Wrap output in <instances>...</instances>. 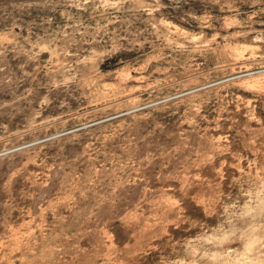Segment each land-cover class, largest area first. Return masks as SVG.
Listing matches in <instances>:
<instances>
[{
    "label": "rangeland",
    "instance_id": "rangeland-1",
    "mask_svg": "<svg viewBox=\"0 0 264 264\" xmlns=\"http://www.w3.org/2000/svg\"><path fill=\"white\" fill-rule=\"evenodd\" d=\"M246 69L264 0H0V264H264Z\"/></svg>",
    "mask_w": 264,
    "mask_h": 264
},
{
    "label": "water",
    "instance_id": "water-1",
    "mask_svg": "<svg viewBox=\"0 0 264 264\" xmlns=\"http://www.w3.org/2000/svg\"><path fill=\"white\" fill-rule=\"evenodd\" d=\"M128 112H129V111H124V112H121V113H118V114H114V115H111V116L106 117V118H104V119H101V120H98V121H95V122L89 123V124H87V125H85V126L78 127V128L72 129V130H68V131L62 132L61 134L54 135V136H51V137H48V138H43V139L38 140V141H36V142H37V143H39V142H43V141H46V140L52 139V137H58V136L66 135V134H69V133H72V132L78 131V130H80V129H82V128L91 127V126L97 125V124L102 123V122H106V121H109V120H112V119H116V118H119V117L125 115V114L128 113ZM21 148H23V146H21V147H16V148H13V149H10V150H8V151H6V152H3L2 154L4 155V154H6V153L15 152V151H17V150H19V149H21ZM2 154H0V156H1Z\"/></svg>",
    "mask_w": 264,
    "mask_h": 264
},
{
    "label": "bare ground",
    "instance_id": "bare-ground-1",
    "mask_svg": "<svg viewBox=\"0 0 264 264\" xmlns=\"http://www.w3.org/2000/svg\"><path fill=\"white\" fill-rule=\"evenodd\" d=\"M249 69H246V71H244V73L242 74V76H240V77H242V78H249L250 79V77H251V82L252 83H254L255 85H258V84H261V77H253V76H255V75H261V74H264L263 73V71L262 72H255V73H249V71H248ZM263 78V80H264V77H262ZM247 81V80H246ZM248 82V81H247ZM6 152V151H5ZM3 153V152H2ZM1 152H0V154H2Z\"/></svg>",
    "mask_w": 264,
    "mask_h": 264
}]
</instances>
